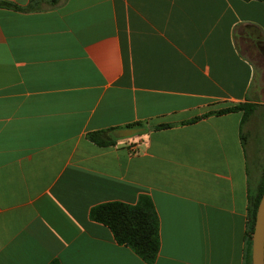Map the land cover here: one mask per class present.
<instances>
[{
	"label": "crops",
	"instance_id": "obj_1",
	"mask_svg": "<svg viewBox=\"0 0 264 264\" xmlns=\"http://www.w3.org/2000/svg\"><path fill=\"white\" fill-rule=\"evenodd\" d=\"M0 1V264H149L89 216L141 195L152 264H247L246 122L213 112L264 109V1Z\"/></svg>",
	"mask_w": 264,
	"mask_h": 264
},
{
	"label": "trees",
	"instance_id": "obj_2",
	"mask_svg": "<svg viewBox=\"0 0 264 264\" xmlns=\"http://www.w3.org/2000/svg\"><path fill=\"white\" fill-rule=\"evenodd\" d=\"M61 0H49L50 3L56 4ZM264 1V0H262ZM0 7L10 8L14 10H24L15 4L6 1H0ZM245 35L250 39H257L258 35L254 29H246ZM257 107L256 103L243 102L213 113L222 114L233 111H241V130L243 124L253 114ZM211 114V113H208ZM204 114L201 117H205ZM201 117H195L187 122H193ZM132 126H142V123L136 122L129 124ZM171 124H159L154 126L155 129L170 127ZM112 129L96 130L89 132L87 137L93 143L106 146L116 142L117 139L112 138L110 132ZM241 140L243 145L246 137L241 131ZM264 190V168L260 180L254 192L249 190L248 193V239H247V264H251V237L253 232L255 213L259 199ZM89 216L92 220L106 225L112 232L115 240L119 244H123L131 248L140 258L149 264H152L158 254L159 239V218L153 202L150 197L141 195L136 204L130 205L120 201L104 202L93 206L90 209ZM50 264H60L57 260H52Z\"/></svg>",
	"mask_w": 264,
	"mask_h": 264
},
{
	"label": "rangeland",
	"instance_id": "obj_3",
	"mask_svg": "<svg viewBox=\"0 0 264 264\" xmlns=\"http://www.w3.org/2000/svg\"><path fill=\"white\" fill-rule=\"evenodd\" d=\"M247 54H249V58L255 60V53L252 50L248 49ZM258 78H255V81ZM245 125L247 128L246 149L250 182L254 187V184L256 185L260 180L264 168V109L257 107Z\"/></svg>",
	"mask_w": 264,
	"mask_h": 264
},
{
	"label": "water",
	"instance_id": "obj_4",
	"mask_svg": "<svg viewBox=\"0 0 264 264\" xmlns=\"http://www.w3.org/2000/svg\"><path fill=\"white\" fill-rule=\"evenodd\" d=\"M145 130L143 126H132L112 130L110 135L115 139H123ZM251 238V264H264V190L257 205Z\"/></svg>",
	"mask_w": 264,
	"mask_h": 264
}]
</instances>
